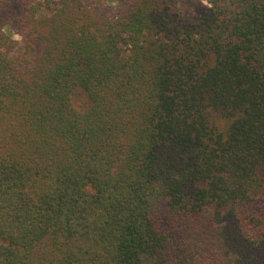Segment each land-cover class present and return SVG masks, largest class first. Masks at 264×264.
<instances>
[{
  "label": "trees",
  "instance_id": "1",
  "mask_svg": "<svg viewBox=\"0 0 264 264\" xmlns=\"http://www.w3.org/2000/svg\"><path fill=\"white\" fill-rule=\"evenodd\" d=\"M0 264H264V0H0Z\"/></svg>",
  "mask_w": 264,
  "mask_h": 264
},
{
  "label": "rangeland",
  "instance_id": "2",
  "mask_svg": "<svg viewBox=\"0 0 264 264\" xmlns=\"http://www.w3.org/2000/svg\"><path fill=\"white\" fill-rule=\"evenodd\" d=\"M106 5H113V6H115V4H113V2H111V1L110 2H107ZM6 32L8 33L9 36H11L13 38V40H15L17 42L20 41V37L17 34H15L14 31H11V30L7 29Z\"/></svg>",
  "mask_w": 264,
  "mask_h": 264
}]
</instances>
